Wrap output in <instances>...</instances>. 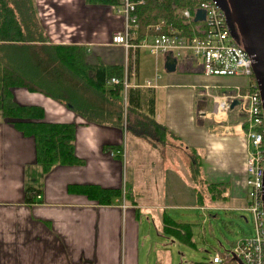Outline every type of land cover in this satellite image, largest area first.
Instances as JSON below:
<instances>
[{
    "label": "crops",
    "instance_id": "0c3cea01",
    "mask_svg": "<svg viewBox=\"0 0 264 264\" xmlns=\"http://www.w3.org/2000/svg\"><path fill=\"white\" fill-rule=\"evenodd\" d=\"M41 1L47 17L40 16L39 21L49 43L81 45L89 63L122 65L124 72V50L111 42L112 34L122 29V20L112 14L110 6L87 4L84 0ZM142 49L135 51L136 71L129 77L131 86L121 90V122L87 121L40 93L12 89L17 103L40 106L46 121L75 125L72 143L79 160L55 164L41 172L34 138L22 134L0 113V264H176L172 247L179 240L166 228L172 222H187L165 212L177 206L175 201L149 203L139 195L131 197L130 188L126 184L124 187L123 126L124 131L128 125L135 127L144 142L159 148L153 156L142 153L156 161L149 168L157 175L156 185L162 174L163 182L178 179L167 171L171 167L165 150L172 138L184 153L194 152L188 155L191 171L193 160H198L202 179L229 182L230 198L245 200V138L236 130L237 120L224 124L229 122L228 114L220 124L209 125L212 117L206 95L207 91L218 93L237 84H216L215 77L220 76L205 75L194 60L185 57L179 58L174 72H166L163 63L159 71L155 58L150 73L141 74L142 59L146 62ZM148 80L151 85H146ZM211 158L221 162V170L212 166ZM174 165V171L176 166L188 170L187 160L174 158ZM210 175L217 180L209 179ZM192 176L191 182L195 180ZM28 185L38 190L30 201L26 200ZM89 186L95 187L94 193L100 188L119 189L121 194L104 203L83 191ZM197 187L192 186L194 206L209 207L208 196L202 194L199 198Z\"/></svg>",
    "mask_w": 264,
    "mask_h": 264
},
{
    "label": "trees",
    "instance_id": "16d2710c",
    "mask_svg": "<svg viewBox=\"0 0 264 264\" xmlns=\"http://www.w3.org/2000/svg\"><path fill=\"white\" fill-rule=\"evenodd\" d=\"M84 1L87 4L109 6L120 2ZM184 7L194 10L191 0H143L136 8L138 29L135 40L140 41L145 34L150 33L149 26L160 18L167 19L176 28L186 30L179 12ZM122 74V65L89 63L81 45L49 43L40 25L34 0H0V113L6 122H10L22 134L34 138L36 163L41 172L55 164L78 162L72 143L75 125L46 121L40 106L17 103L12 89L23 88L40 93L63 104L87 121L121 122L122 86H109L106 80L111 76L121 78ZM154 130L156 135L161 136L159 130ZM193 163L198 165V160L194 159ZM227 187L224 182H212L201 190L196 188V193L199 198L202 194L203 197L207 195L211 201L227 200ZM94 188L85 187L83 191L104 203L111 202L121 194L119 189L100 188L95 189L94 193ZM34 191L38 190L33 186L26 187L27 201L32 200ZM166 230L172 232L179 241L194 247L190 224L172 222ZM239 260L236 256H228L218 263L206 260L193 264H241Z\"/></svg>",
    "mask_w": 264,
    "mask_h": 264
},
{
    "label": "built area",
    "instance_id": "2783aa9c",
    "mask_svg": "<svg viewBox=\"0 0 264 264\" xmlns=\"http://www.w3.org/2000/svg\"><path fill=\"white\" fill-rule=\"evenodd\" d=\"M143 0H120L111 8L122 15V29L111 36V42L124 50V72L121 78L112 76L106 83L119 84L122 89L131 86L129 77L135 75V51L144 48L155 58L170 54L176 59L185 57L195 61L205 75L242 78L244 84L224 90L221 95L207 91L212 98L215 118L224 119L230 112L234 99L238 103L233 111L238 117L237 132L246 141V209L253 214L254 233L236 240L234 245L223 253L215 252L210 260L221 262L228 256H237L244 264H264V211L262 208V188L264 175V116L260 94L253 76V58L230 34L224 12L215 0H191L194 10L188 7L179 10L186 30L176 28L165 18L158 19L149 26L151 32L136 41L137 5ZM204 10V19L194 22L196 9ZM151 85V80L146 82ZM225 116V117H224ZM112 154V152H111ZM125 207V204H122Z\"/></svg>",
    "mask_w": 264,
    "mask_h": 264
},
{
    "label": "rangeland",
    "instance_id": "374dc122",
    "mask_svg": "<svg viewBox=\"0 0 264 264\" xmlns=\"http://www.w3.org/2000/svg\"><path fill=\"white\" fill-rule=\"evenodd\" d=\"M34 1L38 18L40 19L41 16L42 19H45L47 16L44 10L45 7L42 6V1L37 0V3L36 0ZM103 7L110 8L111 6L109 7V5H104ZM111 10L113 9L111 8ZM112 14L120 16L122 20L121 14L116 13L115 11ZM142 54H145L142 55V57L145 56L146 62L144 63V60L142 59V65L140 67L141 74H147L150 73V66L151 63H153L155 57L146 49H142ZM157 58L159 61L158 69L159 71H162L161 63H163L164 57L158 56ZM179 61L180 59L178 60V63ZM214 81H217L216 84L221 86H232L235 84L243 83L242 79H232L230 77L224 76L215 77ZM221 92L222 91H219L218 93L213 92V94L221 95ZM209 98L211 112L213 101L210 96ZM159 105L157 107H159ZM227 114L229 122L226 121L224 123L225 125L237 120V117L235 116L233 111L230 113L227 112ZM211 117L212 118L209 121L210 126L211 124H220V122L223 121V117L221 119H219L220 117L215 118L213 115H211ZM231 129L233 130V128ZM120 131L121 136H123L124 138V141L122 140V146L124 145L123 147H125V158H122L124 159L123 162L126 175L124 179H126L127 182H124V187L126 184L127 187L130 188L131 197H135L134 194L139 195V197L143 198L144 200H150L149 203L158 201L164 202L168 200H170L171 202L175 201L177 206L175 208L169 207L165 209V212L172 218L180 221H186L189 224L191 223V231L193 233L192 238L195 245L194 247H191L190 245L178 241L172 247L176 264L206 261L209 257H211L213 253H223L225 249H230L234 245L236 240L254 233L253 214L251 211L246 209L248 205L247 199L245 198V200L236 201L234 199H231L229 182L219 181L224 182L228 185L226 191V194L228 195L227 200H209L208 202H206L209 204V207L204 209H200L199 207L194 206L195 195L192 190V186L196 184L198 185L197 188H200L201 190L202 188H206V184L212 183L210 180L208 181L205 178L202 179V177L198 174L199 168H197L196 165H194L192 171L189 169L188 155L193 154L194 152L184 153L180 149V144L170 138L168 141L170 144L166 145L167 147L165 150L169 153L167 154L166 159L170 161L168 166L171 167V169L167 171H170L168 173H175L178 179L176 180V182H171L169 180L163 182L162 180L164 178V175L162 174L160 176V182L156 185L154 183V179L157 178V175H155L149 168L153 166L154 162L156 163V161L151 156H153V152H159V148H153L151 147L153 146L152 144H150L149 142H144L142 138L138 136V130L135 127H130L128 125L124 131L123 126ZM226 132H229L228 128ZM239 134L241 135L240 132ZM143 152H148L149 154H151V156H149L148 154H142ZM174 158H181L183 161L187 160V168L190 171V176H187L188 170L182 168L181 166H176L177 172L174 171ZM211 161L213 162L212 166H214L215 169H218L217 171L221 170L219 164L221 162L218 163L215 158H211ZM192 173L194 174L195 179L192 180L193 183L189 180L190 178L193 179ZM212 177L214 176L210 175L209 179L217 180ZM135 180L136 183L134 184Z\"/></svg>",
    "mask_w": 264,
    "mask_h": 264
},
{
    "label": "water",
    "instance_id": "95a60500",
    "mask_svg": "<svg viewBox=\"0 0 264 264\" xmlns=\"http://www.w3.org/2000/svg\"><path fill=\"white\" fill-rule=\"evenodd\" d=\"M215 1L224 12L231 36L253 58V76L260 94L264 116V0ZM204 13L203 9H196L193 21H202ZM177 62L175 57L166 54L163 61L164 70L174 72ZM237 103L238 99H234L230 104V108L232 109ZM261 198L264 211V175ZM239 262L244 264L241 260Z\"/></svg>",
    "mask_w": 264,
    "mask_h": 264
}]
</instances>
